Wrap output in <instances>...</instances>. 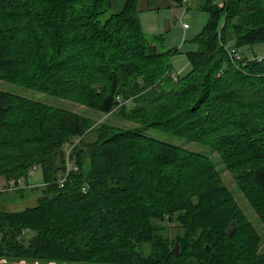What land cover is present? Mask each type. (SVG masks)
I'll return each mask as SVG.
<instances>
[{
    "label": "trees",
    "instance_id": "16d2710c",
    "mask_svg": "<svg viewBox=\"0 0 264 264\" xmlns=\"http://www.w3.org/2000/svg\"><path fill=\"white\" fill-rule=\"evenodd\" d=\"M198 7L208 21L174 81L173 51L144 35L138 0L120 12L111 0H0V81L135 124L94 129L0 91V180L30 183L33 166L42 180L27 188L33 206L0 212V264H264L262 236L213 161L148 134L217 152L264 224V54H240L264 49V0ZM67 157L77 171L60 187Z\"/></svg>",
    "mask_w": 264,
    "mask_h": 264
},
{
    "label": "rangeland",
    "instance_id": "374dc122",
    "mask_svg": "<svg viewBox=\"0 0 264 264\" xmlns=\"http://www.w3.org/2000/svg\"><path fill=\"white\" fill-rule=\"evenodd\" d=\"M203 1L204 0H191L186 9L180 5L179 1H175L170 8L162 10L151 9L149 11H145L139 16L141 29L144 35L150 40H154L155 38L162 39L164 48L173 51L172 56L170 57L172 76L182 77L186 75L191 69V65L186 54L190 51L197 50V46L193 41L201 33L204 25L208 21V14L198 7ZM214 3L217 4L219 8H221L223 7L224 0H214ZM223 20L224 17L222 15L217 21L218 29H221ZM182 24H187L188 28L184 30L182 28ZM241 53H244L245 57L252 59L254 56L259 57L263 55L264 49L261 46H254L252 49H241L240 54ZM0 91L23 96L55 108L81 113L82 115H85L86 117L93 120L94 129L99 128L103 124L112 125L119 128L135 127V124L123 119L119 109L111 114L104 115L91 111L84 106L74 104L70 101L56 98L45 93L28 90L26 88L2 81H0ZM131 104V102L126 103L129 109L132 108ZM148 134L162 142L208 156L213 161L215 166L214 169L218 172L221 182L232 193L237 204L242 209L245 217L249 222L252 223V225L262 236L261 251H264V224L259 220L254 210L251 209L246 199L243 197L235 182L233 174L222 162L221 156L207 146L196 143H187L185 141L179 140L173 135H166L155 130H151ZM93 138V134L87 136L88 140H92ZM248 141L249 139L244 140L243 138L240 145L245 144ZM151 160H154V156L150 155L149 161ZM39 182H42V180L40 171H37L31 176L30 184L32 183L33 185H38ZM38 196L39 191H31L27 188L0 192V212H18L27 207H31L35 204ZM175 244L177 245V251H179L178 244ZM47 264L57 263L47 262Z\"/></svg>",
    "mask_w": 264,
    "mask_h": 264
},
{
    "label": "built area",
    "instance_id": "2783aa9c",
    "mask_svg": "<svg viewBox=\"0 0 264 264\" xmlns=\"http://www.w3.org/2000/svg\"><path fill=\"white\" fill-rule=\"evenodd\" d=\"M180 5L185 7V9L187 8L188 4L191 2V0H178ZM182 28L183 29H187L188 26L187 24H182ZM230 55L231 57L237 59L238 56L236 53H234L233 50H230ZM172 78L174 79V81H176V77L172 76ZM77 171V167H75L74 165L69 163V158H66V164H65V172L64 175L58 179V183L60 185V187H63L67 176L71 173V172H76ZM37 172V167L33 166L29 172H28V178L30 179L31 176L33 175V173ZM32 185L30 183L25 182L24 178H18V179H10V180H0V192H4V191H14V190H19V189H23V188H29ZM83 192H85V188L82 189ZM28 231H25V233H27Z\"/></svg>",
    "mask_w": 264,
    "mask_h": 264
},
{
    "label": "crops",
    "instance_id": "0c3cea01",
    "mask_svg": "<svg viewBox=\"0 0 264 264\" xmlns=\"http://www.w3.org/2000/svg\"><path fill=\"white\" fill-rule=\"evenodd\" d=\"M178 0H138V12L140 14L151 9L162 10L170 8L174 2ZM125 0H111V10L120 12L124 8ZM186 30V29H184Z\"/></svg>",
    "mask_w": 264,
    "mask_h": 264
},
{
    "label": "water",
    "instance_id": "95a60500",
    "mask_svg": "<svg viewBox=\"0 0 264 264\" xmlns=\"http://www.w3.org/2000/svg\"><path fill=\"white\" fill-rule=\"evenodd\" d=\"M32 239H33V237L30 240H32ZM177 250H178L177 249V245L175 244L174 249H173V253H174L175 256L178 255V251Z\"/></svg>",
    "mask_w": 264,
    "mask_h": 264
}]
</instances>
